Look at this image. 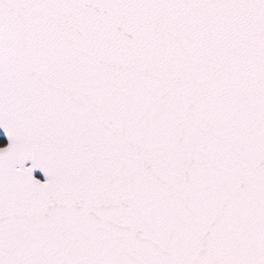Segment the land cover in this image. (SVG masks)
Segmentation results:
<instances>
[{
	"label": "snow or ice",
	"instance_id": "obj_1",
	"mask_svg": "<svg viewBox=\"0 0 264 264\" xmlns=\"http://www.w3.org/2000/svg\"><path fill=\"white\" fill-rule=\"evenodd\" d=\"M0 264H264V0H0Z\"/></svg>",
	"mask_w": 264,
	"mask_h": 264
}]
</instances>
